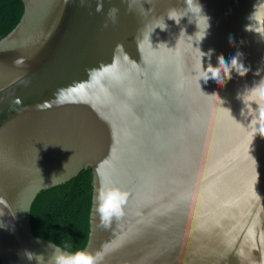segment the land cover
<instances>
[{
	"label": "water",
	"instance_id": "1",
	"mask_svg": "<svg viewBox=\"0 0 264 264\" xmlns=\"http://www.w3.org/2000/svg\"><path fill=\"white\" fill-rule=\"evenodd\" d=\"M98 2L0 13V264H51L57 246L102 264H264V0ZM237 52L245 75L199 79ZM88 168L87 230L71 237L61 208ZM102 184L128 193L108 227Z\"/></svg>",
	"mask_w": 264,
	"mask_h": 264
},
{
	"label": "clouds",
	"instance_id": "2",
	"mask_svg": "<svg viewBox=\"0 0 264 264\" xmlns=\"http://www.w3.org/2000/svg\"><path fill=\"white\" fill-rule=\"evenodd\" d=\"M82 6L84 0H81ZM103 0H99L96 7V12L100 13L103 12ZM119 8L113 5L108 9L106 14L107 19L103 25L104 28L109 27V23L115 25L118 20ZM201 8L199 7V12ZM170 19L171 12L168 14ZM207 23V27L204 31L207 30L210 25L208 24V17H204ZM175 20V19H174ZM177 22V21H176ZM166 28V25H165ZM165 28L161 29L164 30ZM203 35V36H204ZM203 38V37H202ZM201 38V39H202ZM230 44L234 42L232 37L229 38ZM207 55L209 60L211 56L214 54V50H209L208 53H202ZM243 53L237 52L235 56L231 58L230 64L225 62V59L222 55L217 57L219 67H213L211 64L208 65L206 70H203V76H200L199 79L203 78L205 82L208 79H212L213 81L222 84L223 78L221 76V66L223 65L225 69H228L226 77H230V72L232 69H235L241 76L245 75L248 71L247 68L244 67L243 63L241 62V58ZM261 95H264V91L261 92ZM68 99L67 95L65 94L64 90H59L55 97V103L63 104ZM19 103V101H17ZM47 104V102H46ZM39 107V105L37 106ZM264 131V129H262ZM128 199V193L123 191L117 186L111 184H102L98 194L96 195V203H95V214L98 215L100 223L103 227H108L114 219L118 220L124 215V208L126 206ZM24 255L28 260L33 258V253L25 252ZM104 258V253L97 251L95 253L89 252L87 250H78L74 253H69L60 247H55L53 251V256L51 258V264H102Z\"/></svg>",
	"mask_w": 264,
	"mask_h": 264
},
{
	"label": "trees",
	"instance_id": "3",
	"mask_svg": "<svg viewBox=\"0 0 264 264\" xmlns=\"http://www.w3.org/2000/svg\"><path fill=\"white\" fill-rule=\"evenodd\" d=\"M13 0H0V13H3L8 3ZM93 187L91 169L80 171L73 179V186L66 192L68 200L62 206L63 212L59 226L71 237H81L87 230L84 220L83 204L89 198Z\"/></svg>",
	"mask_w": 264,
	"mask_h": 264
}]
</instances>
